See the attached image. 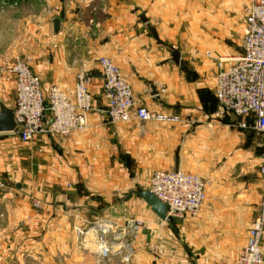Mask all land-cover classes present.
Instances as JSON below:
<instances>
[{"label": "crops", "instance_id": "obj_1", "mask_svg": "<svg viewBox=\"0 0 264 264\" xmlns=\"http://www.w3.org/2000/svg\"><path fill=\"white\" fill-rule=\"evenodd\" d=\"M169 1L0 0V101L15 107L10 67L19 57L30 62L45 92L57 85L71 97L77 72L88 70L95 107L87 127L66 135L23 142L0 133L6 251L24 249L22 242L29 249L51 235L58 242L49 252L36 242L41 264L46 253L68 255L51 264H122L127 250L129 264H218L204 253L233 255V262L240 255L264 203V139L252 127L240 128L231 113L216 116L215 83L219 58L236 56L243 38L237 48L236 15L220 7L197 26L192 16L187 41ZM102 56L121 69L137 105L182 121L111 123L103 112ZM177 169L209 180L207 200L196 217L163 220L135 191L148 190L154 171ZM133 218L140 221L136 230ZM97 222H111L117 235L109 260L88 243ZM76 226L83 227L79 240Z\"/></svg>", "mask_w": 264, "mask_h": 264}, {"label": "built area", "instance_id": "obj_2", "mask_svg": "<svg viewBox=\"0 0 264 264\" xmlns=\"http://www.w3.org/2000/svg\"><path fill=\"white\" fill-rule=\"evenodd\" d=\"M246 32L242 51L237 56L221 57L217 62L215 95L219 103L216 116L231 113L240 118V128H254L264 139V0H249L243 7ZM103 77V110L111 123L136 118L142 122L178 123L182 117L160 113L137 105L133 88L115 62L106 56L98 59ZM15 79L14 115L18 123L16 134L30 142L39 135H66L88 125V115L94 110L90 86L93 74L81 68L77 74L73 97L57 85L45 92L40 76L30 62L17 58L10 67ZM189 121V120H188ZM264 174V164L261 166ZM148 191L168 207L167 218L189 215L195 217L207 199L208 179L187 171L156 170L149 179ZM36 206L38 204L36 203ZM140 221L133 226L137 229ZM101 260L113 255L112 224L97 223ZM112 235L113 238H108ZM132 252L121 256L122 264L131 262ZM232 264H264V203L248 230L246 244Z\"/></svg>", "mask_w": 264, "mask_h": 264}, {"label": "rangeland", "instance_id": "obj_3", "mask_svg": "<svg viewBox=\"0 0 264 264\" xmlns=\"http://www.w3.org/2000/svg\"><path fill=\"white\" fill-rule=\"evenodd\" d=\"M223 1H225V0H181V2H179L178 4H174L173 1L171 0V1H169V4H171L173 6L171 8V10H172L171 17L176 18L177 14H178L181 21L183 20V22L185 23V24L183 23V26L181 28V33L187 32V34H186L187 35L186 38L188 39L187 41H191V39H189V35H190V29L192 27L190 28L189 22L193 21L192 16L196 17V19H197L196 26H197L199 22H204V21L206 22L207 20H210L209 18H212L217 13L218 8H220V7L221 8H229L232 10L233 15H236V25H235L236 28L234 30V33H235V38L237 39L236 45H237V48H239V46H240L239 43H241V39L244 36L243 35L244 34L243 24L245 22V20H244L245 17H244V13H243V7L248 1L245 0L246 3H245V1L240 3L239 0H232L230 2H223ZM226 15L228 16L227 12H226ZM144 17L147 18L146 15H144ZM204 31H206V30H204ZM240 53H241V51L237 50V54H235V55L237 56ZM5 177H6L5 175H1L0 187H3V185L5 186L6 182L4 180H2ZM263 178H264V174H263ZM149 186H150V184H148V188H149ZM126 198L129 199L130 197H126ZM262 204H263V201H262L261 205ZM260 208H261V206H260ZM201 212L202 211H200L199 214ZM131 220H134V222H135L134 224H137V222H138L134 218ZM107 223L112 224L111 222H107ZM4 224H5V222H4L3 218L1 217L0 218V264H37L38 261L36 259V254H35V251H36L35 249H36V244H37L36 242H38V244L40 246L41 245L44 246L43 248L47 252L50 251V248H51V245L53 244V241L58 242V239H53L51 237V235H49L48 237H46L44 239V243L41 242V239H35L36 241L33 240L32 243H30L31 247L29 249H27L24 245V242H22V244H23L22 246H24L23 247L24 249H20L18 247V249L14 250L13 252H9V251H6V248H4L5 246H7L9 248V246L7 245L8 244L7 240L5 239V236H4V233L2 230V227ZM129 224H130V222H129ZM97 228H98V225H96L95 223H93L89 226V230L93 231L89 236V242H88L89 245L94 246L96 243L98 246V244H99L98 243L99 242V234H98ZM74 230L77 232V234H78L77 240H79V235L83 232V227L76 226V227H74ZM248 230H249V228H248ZM108 238L110 239L111 235H109ZM68 240H71V238L63 239L64 244L65 243L68 244ZM203 249L206 250L205 247ZM10 250H11V248H10ZM204 255L207 256L209 258V260H211L210 258H214V261L218 260V264H232L233 263V261H232L233 255L212 254L210 252L204 253ZM66 256H68V255L67 254L58 255V254L46 253V254H44V261H45V264H51L52 258H54L57 261L59 257H62V259H64V258H66ZM38 264H41V260H40V262H38Z\"/></svg>", "mask_w": 264, "mask_h": 264}, {"label": "water", "instance_id": "obj_4", "mask_svg": "<svg viewBox=\"0 0 264 264\" xmlns=\"http://www.w3.org/2000/svg\"><path fill=\"white\" fill-rule=\"evenodd\" d=\"M54 31L60 28V20L56 18L54 20ZM174 56L177 59L179 52L175 51ZM18 128V123L15 119L14 108L8 107L5 103L0 101V133H15ZM140 197H142L152 208L153 212L157 214L161 219H167L168 207L165 203L159 200L150 191H135ZM132 193L129 194V197Z\"/></svg>", "mask_w": 264, "mask_h": 264}]
</instances>
